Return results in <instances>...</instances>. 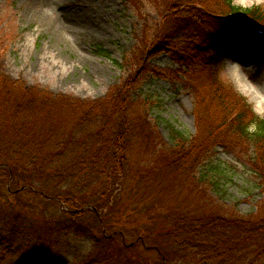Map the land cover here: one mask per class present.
Here are the masks:
<instances>
[{"label": "rangeland", "instance_id": "obj_1", "mask_svg": "<svg viewBox=\"0 0 264 264\" xmlns=\"http://www.w3.org/2000/svg\"><path fill=\"white\" fill-rule=\"evenodd\" d=\"M144 1L150 9L144 13V25L151 26L158 17L151 1ZM232 1L242 8L260 6L264 9V0ZM67 10H76L74 19L79 18L83 24L88 22V27L62 26V13ZM221 23L209 18L203 27L214 36L213 33H219ZM140 28L125 0H73L67 6H62L59 0H0V80H10L52 96L95 104L94 112H103L110 107V91L123 77L118 65L134 48ZM194 28L193 23L188 30H181L182 36L174 40V49L155 56L152 64L173 70L181 63L178 58L187 62L188 58L184 57L191 54L189 47L193 44L184 42L183 38H188ZM256 28L263 32L264 24L236 32L230 29L229 34L224 32L219 40L221 55L216 62L211 66L203 63L210 58L207 54L213 52L212 48L206 51L205 57L203 52V57L198 55L194 69L217 71L246 99L251 111L263 117L264 34H258ZM190 38L197 40L193 35ZM97 47L105 53H98ZM137 86L136 96L150 103L149 127L140 131L137 126L129 139L122 189L112 209L106 213H80L74 219L61 215L62 219L58 217L57 221L69 225V232L62 233L59 227L60 235L54 248L41 253L30 252V256L36 255L38 260H49L51 264H88L92 260H103L107 255L110 259L103 264H190L180 259V243L174 237L168 239L162 235V228L180 213L186 214L187 219L190 216L210 218L216 214L221 217L225 215V208L252 220L264 218V183L261 181L264 171L249 161L248 155L254 149L252 140L235 138L227 146L218 147L211 160L215 169L208 163L201 171L215 181L208 189L207 182L198 178L201 176L198 170L194 177L193 173L180 172L171 166L169 150L172 129L182 132L186 139L199 132L205 135L207 119L199 124V117H208L207 113L215 115L214 107L209 106L207 110L205 102L197 104L192 84L182 75L149 77L137 82ZM142 111L141 106L134 105L131 116L136 118ZM54 118L63 117L54 114ZM20 187V183L13 184L11 179L0 181V195L10 194L5 197L13 198L6 188L16 191ZM83 188L78 184L74 192L78 194ZM23 193L29 194L28 191ZM36 201L37 213L42 210V214L58 215L54 205ZM38 217L36 214L31 220L33 225ZM96 217L100 218V224ZM43 229L51 231L48 227ZM171 230L178 240L185 239V234L175 225ZM110 237L112 244L104 240ZM138 238L141 240L136 242ZM96 240L100 243L95 244ZM25 254L24 258L28 252ZM261 256L262 260L255 262L258 257L255 254L253 264H264V255ZM14 258L4 259L14 264Z\"/></svg>", "mask_w": 264, "mask_h": 264}, {"label": "trees", "instance_id": "obj_2", "mask_svg": "<svg viewBox=\"0 0 264 264\" xmlns=\"http://www.w3.org/2000/svg\"><path fill=\"white\" fill-rule=\"evenodd\" d=\"M150 1L158 19L146 26L144 13L150 12L146 2L125 0L141 28L135 36L134 48L118 65L123 77L110 91L108 110L95 113V104L52 96L10 80H0V181L11 179V183L21 184L18 191L6 188L14 199L5 197L10 194L0 195V263L11 264L5 259L15 256L14 264H51L29 253L53 249L60 235L59 227L62 233L69 232L70 226L58 223V217L74 219L80 213H106L112 209L122 189L129 139L137 126L140 131L149 127L150 103L135 94L137 82L149 77L185 76L192 84L196 103L205 102L207 110L209 106L215 109V115L207 113L208 117H199V124L207 119L205 135L199 132L186 139L182 132L172 129L171 166L180 172L193 173L194 177L198 170L201 175L198 178H203L210 189L215 181L202 173V169L208 163L215 169L211 160L218 147L243 137L254 144L249 161L264 171V116L252 112L246 99L217 71L194 69L198 55L205 57L206 51L212 48L213 52L207 54L210 58L203 63L211 66L216 62L221 55L219 40L224 32L249 30L264 24V9L260 6L242 8L232 0ZM209 18L222 21L219 33H213L214 36L203 27ZM193 23L194 30L188 33V38H183L184 42L193 44L189 47L191 54L184 57L188 58L187 62L178 58L181 63L173 70L155 67L151 60L174 49V40L182 36L181 30H188ZM190 35L197 40H192ZM97 52L103 54L105 50L97 47ZM188 70L190 73L186 72ZM134 105L143 109L136 118L131 116ZM54 114L63 118L56 120ZM261 181L264 183V174ZM76 184L87 190L80 189L77 194L74 192ZM37 199L46 206L54 205L58 215L42 214V210L37 213L34 207ZM223 211L225 215L221 217L216 214L194 219L191 216L187 219L186 214L180 213L162 228V235L168 239L174 237L180 243V259L190 264H253L255 254H258L255 262L262 260L264 218L252 220L225 208ZM36 214L39 215L38 223L33 225L31 220ZM96 220L100 224V218ZM174 225L185 234V239L178 240L171 234ZM44 227L51 231H45ZM104 240L110 242L108 244L113 242L112 237ZM26 251L28 255L24 258ZM19 259L21 262H16ZM109 259L107 255L103 260H92L88 264H103Z\"/></svg>", "mask_w": 264, "mask_h": 264}, {"label": "bare ground", "instance_id": "obj_3", "mask_svg": "<svg viewBox=\"0 0 264 264\" xmlns=\"http://www.w3.org/2000/svg\"><path fill=\"white\" fill-rule=\"evenodd\" d=\"M61 1V4L62 6L64 5H68L71 1L73 2V0H59ZM70 7V6H69ZM70 9V8H68ZM72 10V9H70ZM75 13H76V10H73V11H69L67 10L66 13H62V19L60 21V24L62 26H68V27H78L80 29H86L88 27V22H84V24L80 21L79 18L76 17V19H74L75 17Z\"/></svg>", "mask_w": 264, "mask_h": 264}, {"label": "water", "instance_id": "obj_4", "mask_svg": "<svg viewBox=\"0 0 264 264\" xmlns=\"http://www.w3.org/2000/svg\"><path fill=\"white\" fill-rule=\"evenodd\" d=\"M22 189V188H21ZM17 191V190H16ZM138 240H141V238H138L137 240H136V242L138 241ZM133 244H130V246H132Z\"/></svg>", "mask_w": 264, "mask_h": 264}]
</instances>
